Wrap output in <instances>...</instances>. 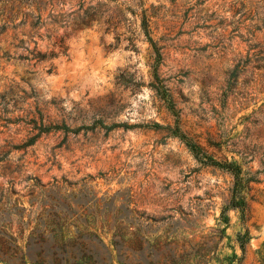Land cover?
Here are the masks:
<instances>
[{
    "label": "rangeland",
    "instance_id": "rangeland-1",
    "mask_svg": "<svg viewBox=\"0 0 264 264\" xmlns=\"http://www.w3.org/2000/svg\"><path fill=\"white\" fill-rule=\"evenodd\" d=\"M58 213L264 264V0H0V232Z\"/></svg>",
    "mask_w": 264,
    "mask_h": 264
},
{
    "label": "trees",
    "instance_id": "trees-1",
    "mask_svg": "<svg viewBox=\"0 0 264 264\" xmlns=\"http://www.w3.org/2000/svg\"><path fill=\"white\" fill-rule=\"evenodd\" d=\"M143 28L156 49L149 37L147 19L143 20ZM168 98L169 109L176 114L173 103L170 97ZM83 129L89 130L94 127L71 130L65 125H42L39 133L24 146H31L42 135L54 131L63 130L66 133L77 134ZM175 134L184 140L194 153L206 158L205 164L227 170L236 178L241 174L238 166L216 162L178 129ZM228 209H239L244 212L246 205L242 199L235 196L223 210V218ZM43 224L44 227H32L29 230L23 227V246H20L18 240L9 233L0 232V260L6 264H184L175 259V251L169 250L172 255H165L164 249L172 243L168 242L167 237L159 240L163 243L151 240L142 227H102L100 230L102 233L107 228V233L110 234V239L106 242L98 233L97 227L77 225L76 221L71 223L66 214H54ZM241 250L245 252L243 243Z\"/></svg>",
    "mask_w": 264,
    "mask_h": 264
},
{
    "label": "bare ground",
    "instance_id": "bare-ground-1",
    "mask_svg": "<svg viewBox=\"0 0 264 264\" xmlns=\"http://www.w3.org/2000/svg\"><path fill=\"white\" fill-rule=\"evenodd\" d=\"M82 53V52H81ZM83 60H85L83 57H82V55H80L78 58H77V60H76V62H75V66H76V68H78L79 66H83L82 65V63L84 62Z\"/></svg>",
    "mask_w": 264,
    "mask_h": 264
}]
</instances>
